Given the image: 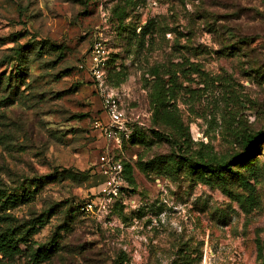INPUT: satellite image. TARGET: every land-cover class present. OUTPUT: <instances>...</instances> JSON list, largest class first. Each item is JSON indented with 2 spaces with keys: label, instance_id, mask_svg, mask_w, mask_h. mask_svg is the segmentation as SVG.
Wrapping results in <instances>:
<instances>
[{
  "label": "rangeland",
  "instance_id": "1",
  "mask_svg": "<svg viewBox=\"0 0 264 264\" xmlns=\"http://www.w3.org/2000/svg\"><path fill=\"white\" fill-rule=\"evenodd\" d=\"M96 45L136 131L122 149L101 130ZM258 131L264 0H0V235L60 246L0 264H264V138L236 164ZM107 145L124 184L88 211Z\"/></svg>",
  "mask_w": 264,
  "mask_h": 264
},
{
  "label": "built area",
  "instance_id": "2",
  "mask_svg": "<svg viewBox=\"0 0 264 264\" xmlns=\"http://www.w3.org/2000/svg\"><path fill=\"white\" fill-rule=\"evenodd\" d=\"M90 61V71L93 74L95 83L102 90L104 98V109L108 117L106 124H100L103 135L106 140L112 143L116 148L122 149L124 142L128 140L132 134V129L128 126L129 119L125 112L119 107L113 95L107 92L104 87L103 65L106 62V51L104 47L96 45L92 51ZM100 171L104 176V184L101 189L102 198H94L83 205L84 209L94 211L97 204H100L99 210L107 211L109 203L121 194L124 184V163L121 158H116L112 154V149L107 145L106 150L100 156Z\"/></svg>",
  "mask_w": 264,
  "mask_h": 264
},
{
  "label": "trees",
  "instance_id": "3",
  "mask_svg": "<svg viewBox=\"0 0 264 264\" xmlns=\"http://www.w3.org/2000/svg\"><path fill=\"white\" fill-rule=\"evenodd\" d=\"M144 33H146L147 30V26L143 27ZM244 38V37H242ZM240 39V43H242L241 45L244 44H249L248 47H252V43L253 40L249 41L250 38H246V39ZM256 39V38H255ZM257 47V46H255ZM135 130L132 132V134L130 135V137L128 138L127 141L125 142H130L134 140L135 137ZM264 138V131H258L255 133H251L248 136H246L245 141H244V146H245V151L241 154L238 155L236 158V164L241 163L243 160H245L246 158H249V156H251V150L254 148V146L256 144H258V142ZM252 157H250L248 160H250ZM228 168L230 167L227 166ZM126 171V164L124 163V173ZM30 191L27 190V187L24 188L23 190V195H27ZM11 196V195H10ZM8 196V198L10 197ZM26 235L23 237H19V238H14L12 234H8L7 235H0V250H2L5 254H20L23 252V250L20 247V243L24 242V244L26 245V250L27 251H31V258L33 260L34 263L39 262L40 257H54L55 254H57V252L60 249V246L56 243L57 239L53 240V243L48 244L49 246L47 247V245H41L39 246V249H33L31 246V242H30V238L32 237V232L31 230H27L26 231ZM69 252V251H68Z\"/></svg>",
  "mask_w": 264,
  "mask_h": 264
}]
</instances>
